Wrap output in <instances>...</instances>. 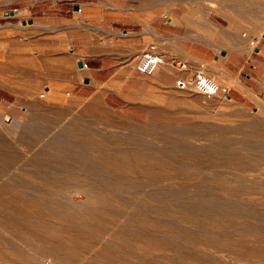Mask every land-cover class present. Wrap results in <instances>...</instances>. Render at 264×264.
<instances>
[{"label":"rangeland","instance_id":"374dc122","mask_svg":"<svg viewBox=\"0 0 264 264\" xmlns=\"http://www.w3.org/2000/svg\"><path fill=\"white\" fill-rule=\"evenodd\" d=\"M65 1L43 2L42 33L15 29L38 0H0V264H264V107L127 80L122 61L90 96L74 46L113 32ZM181 1L264 30V0L122 10L137 28Z\"/></svg>","mask_w":264,"mask_h":264},{"label":"crops","instance_id":"0c3cea01","mask_svg":"<svg viewBox=\"0 0 264 264\" xmlns=\"http://www.w3.org/2000/svg\"><path fill=\"white\" fill-rule=\"evenodd\" d=\"M43 2L49 3L44 4L46 10L57 11V17L67 10L65 0H38L37 4L31 5L35 16H25L26 20L32 21L27 23L32 31H49L45 26L47 21L37 15L43 12ZM74 3L79 6L78 10L73 9ZM70 4L74 17L90 23L91 27L113 32L105 47L97 43L98 39L95 42L92 35L89 45L74 46L73 53L86 65L78 66V69L87 71L90 96L102 94L100 86L114 77L120 61L124 62L126 79H131L136 72L131 67L132 62L148 43L153 42L164 62L152 74H141L161 89L175 86L178 78L193 76L201 65H205L207 74L227 88L229 99L264 107V30L261 18L258 22H251L245 16L232 18L222 11H209L199 4L190 6L181 1L166 13L137 20L135 28L129 24L136 16L122 10L123 0H75ZM34 19L40 20L36 22ZM23 20L21 18L15 25L17 31L25 30ZM119 20H123L122 26ZM61 51L59 54L63 55L65 50ZM173 61L186 63L187 69H179ZM80 78L81 74L77 76L75 73L73 80L76 82Z\"/></svg>","mask_w":264,"mask_h":264},{"label":"built area","instance_id":"2783aa9c","mask_svg":"<svg viewBox=\"0 0 264 264\" xmlns=\"http://www.w3.org/2000/svg\"><path fill=\"white\" fill-rule=\"evenodd\" d=\"M81 62V61H79ZM163 56L158 52L155 43H148L145 50L138 55L135 60V68L145 75L152 74L161 64H163ZM174 65L181 70H186L187 65L184 62L173 61ZM81 66L86 65L81 62ZM175 87L179 90L198 91L207 95L228 96V90L225 86L219 85L212 77H210L205 65H201L193 76L180 77L175 81Z\"/></svg>","mask_w":264,"mask_h":264},{"label":"water","instance_id":"95a60500","mask_svg":"<svg viewBox=\"0 0 264 264\" xmlns=\"http://www.w3.org/2000/svg\"><path fill=\"white\" fill-rule=\"evenodd\" d=\"M73 9H75V10H78L79 9V6L77 5V4H73ZM11 14H12V12H11ZM23 23H25V22H27V23H31L32 21H31V19H28V20H23L22 21ZM78 66H81V62H78ZM228 98H229V96H227Z\"/></svg>","mask_w":264,"mask_h":264},{"label":"bare ground","instance_id":"6f19581e","mask_svg":"<svg viewBox=\"0 0 264 264\" xmlns=\"http://www.w3.org/2000/svg\"><path fill=\"white\" fill-rule=\"evenodd\" d=\"M224 97H226V96H224ZM226 98H228V97H226ZM229 99V98H228Z\"/></svg>","mask_w":264,"mask_h":264}]
</instances>
